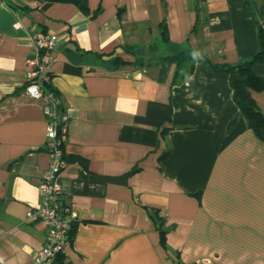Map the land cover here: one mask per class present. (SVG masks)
I'll list each match as a JSON object with an SVG mask.
<instances>
[{
  "label": "crops",
  "instance_id": "obj_1",
  "mask_svg": "<svg viewBox=\"0 0 264 264\" xmlns=\"http://www.w3.org/2000/svg\"><path fill=\"white\" fill-rule=\"evenodd\" d=\"M88 8L0 0V264H33L46 238L26 217L50 166L45 101L24 94L37 33L59 37L49 85L70 119L61 184L74 236L59 262L264 264V141L210 67L258 50L264 0ZM253 97L264 114V92Z\"/></svg>",
  "mask_w": 264,
  "mask_h": 264
},
{
  "label": "built area",
  "instance_id": "obj_2",
  "mask_svg": "<svg viewBox=\"0 0 264 264\" xmlns=\"http://www.w3.org/2000/svg\"><path fill=\"white\" fill-rule=\"evenodd\" d=\"M58 44L59 37L55 34H36V57L28 63L30 72L24 89L26 96L45 101L44 113L48 121L45 149L50 157V166L39 185L41 204L26 214L28 222L41 223L46 228L45 244L36 252L33 264H56L71 241L72 221L65 216L68 210L62 202L61 184V176L67 167L64 146L69 138L70 119L65 112L59 111L58 96L46 89L51 81L50 60Z\"/></svg>",
  "mask_w": 264,
  "mask_h": 264
},
{
  "label": "trees",
  "instance_id": "obj_3",
  "mask_svg": "<svg viewBox=\"0 0 264 264\" xmlns=\"http://www.w3.org/2000/svg\"><path fill=\"white\" fill-rule=\"evenodd\" d=\"M52 3H70L78 6L85 14L90 12L88 8V0H44ZM98 13V12H97ZM96 13V15H97ZM257 35H258V50L252 55V57L242 63L235 65L232 64H220L212 65L210 67L218 72H224L230 76V84L234 94V100L241 109L242 113L246 117L250 129H252L255 135L264 141V114L259 109L256 100L253 97V92H264V78L259 77L254 72V66L264 63V30L260 23L256 21ZM164 38L167 39L166 29L162 31ZM194 57V54H193ZM199 60L208 62L205 57L197 58ZM46 89L50 92H54L50 85L46 86ZM158 227L162 235V243L166 246V236L168 229L163 228V220L157 218ZM74 236V228H72L71 238ZM61 256L58 257L56 264L61 260ZM60 258V259H59ZM58 264H62L60 261Z\"/></svg>",
  "mask_w": 264,
  "mask_h": 264
}]
</instances>
